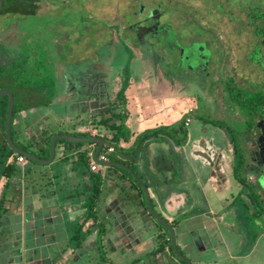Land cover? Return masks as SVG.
<instances>
[{"label": "crops", "instance_id": "0c3cea01", "mask_svg": "<svg viewBox=\"0 0 264 264\" xmlns=\"http://www.w3.org/2000/svg\"><path fill=\"white\" fill-rule=\"evenodd\" d=\"M100 20L107 25L91 21L80 32L72 30V46L62 44L67 40L64 27L57 35H48L61 43L57 54L48 50L49 56L57 55V61L31 68L40 80L31 83L39 90V101L15 114L12 141L27 146L26 151L38 157L37 153L45 154L49 136H97L105 141L97 158L109 144L114 145L106 162L123 163L144 182L152 210L171 225L177 251L191 264H264V215L243 182L246 178H239L238 132L226 130L211 116L217 111L211 97L218 92V78L224 76L221 65L208 66L204 87L212 90L206 99L210 104L203 108L205 113L197 114L196 97L182 90L189 81L177 73L180 65H164L168 55L162 60L157 54L153 66L112 65L111 46L126 41L128 34L113 30L111 24L120 25L119 21ZM23 28L9 32L14 42L7 50L10 59L28 53L45 36L30 26ZM133 43L130 48L141 57L144 51ZM42 49L46 53V46ZM81 62L85 65H78ZM48 75L53 77L52 84L47 82ZM253 76L260 81L262 72L256 68ZM119 113L128 133L115 143L112 129L100 122L110 119L108 124H117L120 119L115 114ZM194 113L197 117L192 118ZM186 118L188 125L184 124ZM160 126L166 130L130 151L143 131ZM97 146V141L59 138L49 162L16 160L10 179H0V264H80L88 252L94 255L93 264H122L109 254L114 250L126 253L130 247L142 252L150 264L159 263L160 250L173 264H186L172 252L169 232L149 215L145 191L133 184L123 168L97 164L96 170L90 169L91 162L97 163L93 159ZM215 149L221 159L212 165L208 162ZM96 179L101 192L89 209ZM254 218L259 223L256 229L248 223ZM77 226L84 240L74 250L71 228ZM119 242L121 247L115 248ZM144 247L148 253L142 251ZM130 260L132 257L123 264Z\"/></svg>", "mask_w": 264, "mask_h": 264}, {"label": "flooded vegetation", "instance_id": "af4514ba", "mask_svg": "<svg viewBox=\"0 0 264 264\" xmlns=\"http://www.w3.org/2000/svg\"><path fill=\"white\" fill-rule=\"evenodd\" d=\"M72 1L0 0V61L4 64L10 60V54H8L7 50L14 42L9 32L20 30L22 27L25 29V22L27 21L43 19V23L34 26V28L36 31L46 34V36H55L64 27L63 30L65 32H63L66 34L67 40L62 44H66V47L72 46L75 41L69 39V37L76 25L75 21L71 22L70 25L64 24L61 26L63 14L75 10V8L72 9L69 6ZM201 4V7L192 5L193 7L195 6L193 9H179V7L172 4L165 5L162 0H151L148 3L139 1L136 3V8L131 11L133 21L130 22L128 19L123 28L121 25L120 30L128 34L127 39L133 40L138 48L149 52V54H157L158 51L163 50L170 52V55H168L170 65H180L178 69H182L178 70L177 73L184 74L188 81L191 80L195 83L200 81L198 85L203 91L211 90L208 87H204L210 74L209 65H221L219 71L226 76L229 84L233 85L235 83L236 77L239 75L237 53L240 51L246 53L245 61L243 60L244 62L242 63L252 71L248 75L253 76L256 74V68H258L260 73L262 72V78L259 81L256 78L257 76H253L255 77L253 79H255V82L259 81L260 86L264 87V0H201ZM77 5L88 9L84 0H79ZM88 13L96 16L89 9ZM166 13H173V15L182 19L181 30L177 29L170 21L159 24L161 23V16ZM189 22L194 23V26H191ZM164 25H167L166 29H163ZM221 27L226 29L223 36ZM185 28L191 32V35L186 37L183 34ZM170 30H173V33ZM160 31L164 34L161 35ZM221 36L223 39H221ZM185 39H187V42L184 43ZM158 40L160 42L165 41L168 45L159 49L158 45L155 44ZM223 40L226 41L227 45ZM55 41L42 36L38 43L42 45V48L46 46L47 50L57 54L61 43ZM18 42L20 43L21 41ZM196 42L203 44L204 47L199 48L195 54L194 45ZM184 47L186 52L183 49ZM56 61L52 60L49 64L53 65ZM202 65L205 68H201ZM227 96H231V92ZM261 103L262 105L256 112L258 114L255 115L250 125L244 128L241 133L238 132L235 137L236 145L246 148L244 150L248 168L256 171L261 165L262 167L264 166V101ZM206 104H210V102L207 101ZM215 121L226 130H236L233 126L227 125L221 120ZM120 245L119 242L114 247L116 248V246ZM124 246L127 248L128 242ZM72 248L74 250L75 248L78 249L80 245H73ZM158 254L159 262L164 260V264H166L169 261L168 256L162 250ZM119 260L118 256H116L115 261Z\"/></svg>", "mask_w": 264, "mask_h": 264}, {"label": "rangeland", "instance_id": "374dc122", "mask_svg": "<svg viewBox=\"0 0 264 264\" xmlns=\"http://www.w3.org/2000/svg\"><path fill=\"white\" fill-rule=\"evenodd\" d=\"M79 0H73L72 3L69 4V6H71V8H75V10H73L72 12H68V13H64L63 17L61 19H63V22H61L62 24H71V22L76 21L78 24H76L73 28L74 31L76 30H80L82 29L84 23L86 24H91L90 22H95V23H99L100 26L107 25L106 21L101 22L102 20L100 19H105V20H113V21H119L120 25H112L113 30L114 31H118L121 28H123V25L125 23L129 21L133 20L132 16H131V11L134 10L136 7V3L137 2H142V3H148L151 0H84L86 6L88 7V9L95 14L96 16H99L100 19H95V17H93L92 15H90L88 13V9H86L85 7L81 6V5H77ZM163 3L165 5H174L180 8H184V9H193L194 7L192 5H199L200 7L202 6L201 4V0H162ZM68 4V3H67ZM167 9V8H166ZM156 14V13H154ZM42 20V21H41ZM41 20H32V21H27L25 22L26 26H31V28L35 29L34 26H38L40 24L43 23V19ZM65 20V21H64ZM161 23L159 24H163L165 22H169L172 23L177 29H180L182 24V19L180 17H177L176 15L169 14L166 13L164 15L161 16ZM99 21V22H97ZM56 24V23H55ZM189 24L191 26H194V23H190ZM167 25L163 26V29H166ZM201 29V28H200ZM222 29V36L224 31H226V29L224 27H221ZM181 30V29H180ZM84 31V30H83ZM171 33H173V30H170ZM80 32V31H79ZM162 31H160L161 33ZM74 34V32H73ZM127 33H125L124 31L120 32V35H126ZM164 33H161V35H163ZM183 34L187 37V35H191V32L188 31L187 28L184 29ZM221 36V39H223V37ZM45 37L51 39V37L46 36ZM194 37V36H193ZM198 39V37H196ZM246 38V37H245ZM180 39H181V35H180ZM247 39V38H246ZM156 42V41H155ZM187 42V39L184 40V43ZM223 42L227 45L226 41L223 40ZM133 43V40L131 39H126V41L124 40H120V42L114 44L113 46H111V49L114 51V55L111 58V64L112 65H148V66H153V64H156V56L157 54H159V58L160 59H164L167 55H170V52L167 51H161V53H157V54H149V52H142L141 57L138 56V54L135 53L134 55V51L131 47V44ZM156 45H158L159 49L161 47L167 46V42H160V40L157 41V43H155ZM97 45V44H96ZM134 45V43H133ZM204 47L203 44L196 42L194 45V50H195V54L198 52L199 48ZM99 51L102 52V50H105L104 48L98 47ZM183 49H185L186 52V48L184 47ZM33 50V53H32ZM193 50V52H194ZM197 50V51H196ZM169 51V50H168ZM205 51V50H204ZM246 53L245 52H239L237 53V57L239 59V61H237L239 63L238 65V73H241L242 75H237V79L240 81H235V83L233 85L229 84V81L227 80L226 76H221L218 78V81L216 82L217 84V88H218V92L214 93L211 97V95L209 94V90L207 93H205V90H201L199 88L198 81L197 84L193 83L191 80H189V85L188 88H183V92H187L192 96L196 97L197 103H198V111L197 114H202L205 113L203 108H205V106H207L206 104V99L208 98V94L210 95L211 98H214V104L216 105V112L214 114L211 113V116L213 117V119L216 120H221L223 121V123L233 126L237 132L241 133V131L246 128L247 126L250 125V123L252 122L253 118L255 117V115H257L258 113H256L259 109V107L262 105L261 102L264 101V87L260 86L259 81L255 82V77H253L252 75H248L247 71H244L245 69L248 70V67L246 65H244L242 62H244V58H245ZM57 59V55H51L49 56L48 54V50L46 49V53H44L43 49H42V45L37 44L35 46H30L29 47V51L28 53L24 54H20L18 57L14 58V59H10L9 62L7 63L6 66H3V70L1 71V77H0V85H5V86H9L11 81L10 79L6 78V74H8V72H11L16 74V76L18 77V79L16 80H20L23 79L25 81H30V84L32 83V81L35 82H39L40 80L36 77L35 72L31 70V68L35 67L36 65H40V67H42L43 65H49L52 66L51 64H49V60H55V57ZM90 56V55H89ZM195 56V55H194ZM233 56V55H231ZM230 56V57H231ZM83 57H85L83 55ZM88 57V56H87ZM54 58V59H53ZM64 58V57H63ZM195 58V57H194ZM197 58V57H196ZM89 59V58H88ZM166 63L164 65H170V61L169 58L166 59ZM244 60V61H243ZM89 61V60H87ZM160 61V60H159ZM47 63V64H46ZM72 65H76V63H71ZM196 64V63H194ZM63 65V64H60ZM78 65H85V63L81 62L78 63ZM201 68H205L203 65L201 66ZM244 68V70H243ZM251 68V67H250ZM24 69L26 71H24ZM20 73V75H19ZM218 75H220V73H218ZM20 78V79H19ZM257 78V77H256ZM47 82H49V84L53 82V77L50 75H48L47 77ZM243 83V84H240ZM200 84V83H199ZM229 84V85H228ZM61 90H63V87L61 86ZM58 91V90H57ZM231 92V96H227L228 93ZM42 98V97H41ZM39 97V99H41ZM226 112V113H225ZM237 112V113H236ZM192 118L193 117H197L196 114H192L191 115ZM257 200V199H256ZM263 211V210H262ZM248 223L251 224V226H253V228L256 229V227L259 225L258 223V218H254L252 220H250ZM114 248H111L110 250L113 251ZM136 251V249H133ZM115 251V250H114ZM111 252L109 254V256H113L114 258L116 256H118V258L120 259L119 262L120 263H126L127 261H129L130 258V254L132 253H114ZM52 252V251H51ZM53 255V253H51ZM91 256H94L93 253L89 254L86 253V256L84 259H88V261L83 260L82 262H80V264H93L91 261ZM79 264V263H76Z\"/></svg>", "mask_w": 264, "mask_h": 264}, {"label": "trees", "instance_id": "16d2710c", "mask_svg": "<svg viewBox=\"0 0 264 264\" xmlns=\"http://www.w3.org/2000/svg\"><path fill=\"white\" fill-rule=\"evenodd\" d=\"M7 63L3 64L0 61V77L2 76L1 71L3 70V66H6ZM19 75H20V73H19ZM6 78L10 79L11 83L9 86L0 85V91L4 90V89H6V90L9 89L10 91L13 92L14 104H13L11 124H10V135L12 138V120H13L15 114L18 111H20L21 109L28 108L33 103H38L39 100L37 99V94H39V90L35 85L30 84V81H25V80L20 79V78H19L20 80H16V79H18V77L16 76V74L12 73L11 70H10V72H8V74H6ZM123 93H124V87H123L121 95H120L121 98L123 96ZM34 100H35V102H34ZM7 106H8V98L6 96H2L0 98V179L2 177L6 178V179H10V177L12 176V174L16 170L15 162L17 160V156L19 155L18 153H15L10 147H8V143H7L6 138H5L4 122H5ZM115 116L120 119V122L117 124H115V123L108 124L110 119L101 120L100 123H103V124H105V126H107V127L109 126L112 129V131H113L112 139L116 143V142H119V140H120L119 138H121V137L124 139L127 138L128 132L124 126L123 115L119 113V114H115ZM179 128L182 129V123H180ZM161 130H166V127L160 126L154 130L143 131L137 137L138 141H137L136 147H134L130 151L135 152L139 146L142 147L143 145H145L146 141L151 140V138H155ZM50 138H51V136L47 137V139H46L47 145L45 147V150H46L45 154L42 155V154L37 153V155L42 156V158H47L49 156V145L51 142ZM77 144H80V143H77ZM235 144H236V140H235ZM15 145H17L19 148H21L25 151L29 150L27 148V146H24L22 144L15 142ZM240 148L241 147L238 145L235 148V151L237 154L236 155V157H237V165H236L237 170L240 169L241 164H242V159H241L242 158V152H241ZM130 151H128V152H130ZM9 158H11V159H9ZM111 159L112 160H119V161L122 160V159L116 158L114 156H111ZM122 170L125 174H127L129 176V178L132 180L133 184L135 186H137L138 189H140V191L142 193H144V189H142L141 186L138 183H136V181L131 177V175L128 173V171H126L125 169H122ZM7 183L5 184V187H6ZM92 189H93V195L90 197V201L88 204L89 209L93 207L96 196L100 195L101 189H100V180L99 179L98 180L96 179L94 181ZM1 206H2V203L0 204V217L2 215L1 211H3ZM71 233H72L71 239L73 241V245L74 246L81 245L82 241L84 240L83 239L84 233L80 229V227L77 226V227L71 228ZM103 233H104V231L101 232V234H103Z\"/></svg>", "mask_w": 264, "mask_h": 264}, {"label": "water", "instance_id": "95a60500", "mask_svg": "<svg viewBox=\"0 0 264 264\" xmlns=\"http://www.w3.org/2000/svg\"><path fill=\"white\" fill-rule=\"evenodd\" d=\"M183 66V65H182ZM2 96H6L8 98V106H7V111H6V116H5V122H4V133H5V138L6 141L8 143V147H10L15 153L21 154L22 156H24L27 159H30L32 161H36L39 163H45V162H49L53 156H54V151H55V146H56V141L57 139L61 138L67 141H73V142H88V141H97L99 146H97L96 150L93 153V159L94 161L97 162V164L99 165H116L119 166L123 169H125L126 171L129 172V174L132 176V178L136 181V183H138L142 189H144L145 191V203H146V208L147 211L149 213V215L158 223L161 224L162 227H164L170 234V238H171V243H172V250L174 252V254L179 257L180 259H183L185 261L186 264H191L190 260L188 258H186L185 256L181 255L177 249H176V238H175V233L171 227V225L169 223H167L162 217L158 216L151 208L150 205V201H149V193H148V189L146 188V185L144 184V182L135 174V172L128 166L124 165L123 163L120 162H106V161H100L97 158V152H99V150L101 149V146H103L105 144V141L103 139L97 138V136H85V137H78V136H73V135H67V134H59V135H55L51 138V142L49 145V158L47 159H42L39 158L21 148H19L17 145H15V142L12 141L11 135H10V124H11V116H12V109H13V104H14V97H13V92L10 91L9 89L6 90H1L0 91V98ZM211 152V151H210ZM242 152V164L241 167L239 169V178L241 176L245 177L246 180L243 181L244 184L249 187L248 192L250 194H252L253 196H255L257 198V203L260 204V206H262V210H263V215H264V166L262 167V165L260 166V168H258V170H253L248 168V163L246 162V155L245 152L243 151V147L241 149ZM211 154V160L213 159V162L210 164H217V161H219V159H221V154H219V151H217V149L214 150L213 153ZM211 165V166H212ZM217 166V165H216ZM220 168V167H219ZM148 232V231H147ZM146 232V233H147ZM151 234L150 235H156L155 231H150ZM148 232V234L150 233ZM135 248H131L129 250H127L126 252L132 253L130 254V258L132 257V261L130 262V264H150V261L146 260V258L141 255L142 252L140 251H135L133 250ZM143 252L148 253V250H146V248L144 247ZM164 260L159 262L158 264H164ZM166 264H173L172 262H167Z\"/></svg>", "mask_w": 264, "mask_h": 264}, {"label": "built area", "instance_id": "2783aa9c", "mask_svg": "<svg viewBox=\"0 0 264 264\" xmlns=\"http://www.w3.org/2000/svg\"><path fill=\"white\" fill-rule=\"evenodd\" d=\"M188 123H189V118H186L185 121H184V124L185 125H188ZM113 150H114V145L113 144H109L108 147L105 148L104 153L101 154L100 156H98V160H100V161H106L107 160L106 154L109 153L110 151H113ZM23 160H25V157L22 156L21 154H19L17 156V161H23ZM97 168H98L97 163L91 162L90 169L91 170H96Z\"/></svg>", "mask_w": 264, "mask_h": 264}]
</instances>
